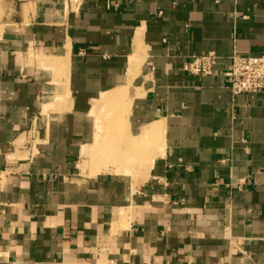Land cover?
Masks as SVG:
<instances>
[{"label": "crops", "instance_id": "0c3cea01", "mask_svg": "<svg viewBox=\"0 0 264 264\" xmlns=\"http://www.w3.org/2000/svg\"><path fill=\"white\" fill-rule=\"evenodd\" d=\"M234 52L264 56V0H0V264H264Z\"/></svg>", "mask_w": 264, "mask_h": 264}, {"label": "built area", "instance_id": "2783aa9c", "mask_svg": "<svg viewBox=\"0 0 264 264\" xmlns=\"http://www.w3.org/2000/svg\"><path fill=\"white\" fill-rule=\"evenodd\" d=\"M218 60V55L213 52L193 56L184 64L183 69L195 76L212 75L218 64ZM223 75L234 97L241 94L263 92L264 56L234 52L230 57L229 65ZM162 264L171 263L165 262Z\"/></svg>", "mask_w": 264, "mask_h": 264}, {"label": "bare ground", "instance_id": "6f19581e", "mask_svg": "<svg viewBox=\"0 0 264 264\" xmlns=\"http://www.w3.org/2000/svg\"><path fill=\"white\" fill-rule=\"evenodd\" d=\"M96 151V150H95Z\"/></svg>", "mask_w": 264, "mask_h": 264}]
</instances>
